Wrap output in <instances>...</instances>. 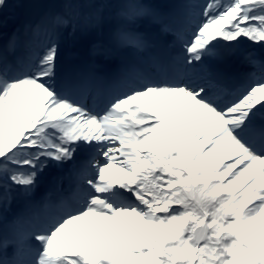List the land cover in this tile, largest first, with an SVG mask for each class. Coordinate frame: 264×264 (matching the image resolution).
<instances>
[{"label": "snow or ice", "instance_id": "1", "mask_svg": "<svg viewBox=\"0 0 264 264\" xmlns=\"http://www.w3.org/2000/svg\"><path fill=\"white\" fill-rule=\"evenodd\" d=\"M29 2L0 44V264H264V0H124L106 50L149 53L147 19L175 54L111 78L61 46L105 5Z\"/></svg>", "mask_w": 264, "mask_h": 264}, {"label": "rangeland", "instance_id": "2", "mask_svg": "<svg viewBox=\"0 0 264 264\" xmlns=\"http://www.w3.org/2000/svg\"><path fill=\"white\" fill-rule=\"evenodd\" d=\"M107 2L104 3L102 0H97V3L101 5H105L103 8V16H104V25L102 28L97 29H90V30H83V31H77L76 33H73L71 29H68L62 38L61 46L63 48L64 53L67 51L69 52L66 54L65 62L67 63V58L70 61H79L81 59L82 55L84 54V51H88V48L93 47L94 45H97L93 43L90 45L91 40L97 41L98 37L103 38L108 41L109 34L113 28L118 26L120 24L119 17H118V11H119V4L123 3L124 0H106ZM170 5L175 4L178 5L179 3H182L183 0H168ZM22 6L17 7L9 12L8 18L6 21V24L13 23L12 26H22L25 23L33 22L35 21L40 13L41 9L32 7L29 0H20ZM144 3H148L152 5L155 10L161 6L162 0H142ZM24 20H23V19ZM5 24V25H6ZM1 33V31H0ZM100 46V44H98ZM97 46V47H98ZM78 48L77 56L74 54L73 51H75ZM46 188V185L42 184L40 189L38 190V195L42 194ZM26 211L25 203L22 200L15 201L8 213H7V220L11 221L16 215L24 213Z\"/></svg>", "mask_w": 264, "mask_h": 264}, {"label": "bare ground", "instance_id": "3", "mask_svg": "<svg viewBox=\"0 0 264 264\" xmlns=\"http://www.w3.org/2000/svg\"><path fill=\"white\" fill-rule=\"evenodd\" d=\"M153 35H154V34H151L152 38L154 37ZM154 39H155V37L153 38V40H154Z\"/></svg>", "mask_w": 264, "mask_h": 264}]
</instances>
